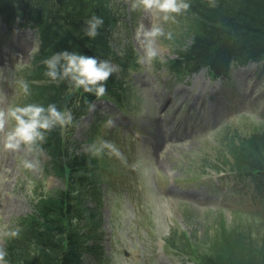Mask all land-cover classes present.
I'll return each instance as SVG.
<instances>
[{"label": "rangeland", "instance_id": "374dc122", "mask_svg": "<svg viewBox=\"0 0 264 264\" xmlns=\"http://www.w3.org/2000/svg\"><path fill=\"white\" fill-rule=\"evenodd\" d=\"M135 3L113 4L120 13L114 42L129 56L122 100L94 102L74 131L85 149L92 148L103 173V181L95 182L101 187L100 200L78 197L80 212L71 221L76 232L83 231V239L96 236L95 246L101 250L98 260L84 252L83 264H196L209 258L222 264L253 260L264 264V198L250 194L247 180L226 171L216 174L212 167L217 140L225 130L249 133L264 127V100L257 98L262 81H256V66L238 68L228 80H214L204 70L176 76L166 61L174 57L173 46L189 37L186 16L172 13L165 20L155 10L134 9ZM141 25L145 30L155 25L162 32L152 39L156 50L152 58L143 34H138ZM4 33L0 24V61L6 46L18 43L17 52L7 56L18 61L0 66V109L6 111L10 104L18 106L17 72L35 52L37 40L32 29ZM156 130L163 133L157 146L152 141ZM3 158L4 252V239L19 230L17 219L33 211V197L55 198L64 184L44 164L45 153L38 158L21 145ZM25 160L34 167L25 168ZM93 222H98V235ZM166 235L179 249L178 253L166 248L170 259L159 247ZM23 253L27 256L28 248ZM0 264L7 262L3 258Z\"/></svg>", "mask_w": 264, "mask_h": 264}, {"label": "trees", "instance_id": "16d2710c", "mask_svg": "<svg viewBox=\"0 0 264 264\" xmlns=\"http://www.w3.org/2000/svg\"><path fill=\"white\" fill-rule=\"evenodd\" d=\"M184 2L189 5L183 10L190 24L189 39L173 46L175 57L168 60L171 71L191 74L205 67L213 78L230 77L236 66L258 62L263 70L257 75L264 76V0ZM117 15L111 0H0V23L8 29L32 27L38 37L36 53L19 72L21 87L24 91L27 88L22 106L40 104L47 108L54 104L64 112V97L75 89L66 112L76 121L92 101L101 97L94 91L76 87L70 79L53 80L46 74V61L63 51L115 64L119 71H114L104 82L106 92L102 96L119 97L129 56L114 42ZM93 17L102 19L103 23L97 27L98 34L90 37L88 21ZM260 98H264V92ZM72 140L63 141L61 126L57 124L45 133L43 142H38L36 149H46L53 172L66 180L68 186L57 197L41 201L32 215L21 219L15 235L5 238L4 258L9 264H82L83 251H96L71 226L78 212L73 193L84 190L96 176L94 157L78 150L79 144ZM220 144L217 169L232 170L250 179L252 192L264 198V127L249 133L227 129ZM26 248L28 253L24 256ZM200 264L222 263L209 258ZM230 264L263 263L253 260Z\"/></svg>", "mask_w": 264, "mask_h": 264}, {"label": "clouds", "instance_id": "9594fccd", "mask_svg": "<svg viewBox=\"0 0 264 264\" xmlns=\"http://www.w3.org/2000/svg\"><path fill=\"white\" fill-rule=\"evenodd\" d=\"M137 6H142L145 10L163 13L165 20L168 19L169 14H178L181 10H186L189 7L184 0H136L133 8L135 9ZM102 23V19L93 17L88 21L87 35L95 37L98 34L97 27ZM140 33L147 41V56L154 57L156 50L153 47L152 39L162 35L160 28L153 25L150 30H145L141 25L138 30V34ZM46 64L48 68L46 74L53 80L70 79L76 87H83L88 92L94 91L97 96L105 94L104 82L114 71L118 70L109 61H98L95 57L68 51L54 54L46 61ZM9 120H13L15 125L6 133L5 147L12 151H18L21 145H24L28 152H32L38 146V142L45 140L46 132L51 131L57 124L61 127L70 124L72 115L69 112L59 111L54 104H49L47 108L40 104H27L10 107L7 111L0 109V132L4 131ZM24 167L32 169L34 165L31 161L25 160ZM4 255L5 253L0 250V261H3Z\"/></svg>", "mask_w": 264, "mask_h": 264}, {"label": "bare ground", "instance_id": "6f19581e", "mask_svg": "<svg viewBox=\"0 0 264 264\" xmlns=\"http://www.w3.org/2000/svg\"><path fill=\"white\" fill-rule=\"evenodd\" d=\"M232 73V70H231V72H230V74ZM220 78H224V77H220ZM162 136H163V133H162V131L160 132L159 131V133H158V131L156 130V133H154V134H152V141H153V144L154 145H158L159 144V142H160V140L162 139ZM217 155V152L215 151L214 152V156H216ZM247 181H248V183L250 184V185H252V182L250 181V179H248L247 178ZM173 191V189H169V191L168 192H172ZM189 194V193H188ZM191 196V195H190Z\"/></svg>", "mask_w": 264, "mask_h": 264}, {"label": "water", "instance_id": "95a60500", "mask_svg": "<svg viewBox=\"0 0 264 264\" xmlns=\"http://www.w3.org/2000/svg\"><path fill=\"white\" fill-rule=\"evenodd\" d=\"M73 94H74V91H71V92H69V93L66 95V97H65V103L71 98V96H73Z\"/></svg>", "mask_w": 264, "mask_h": 264}]
</instances>
